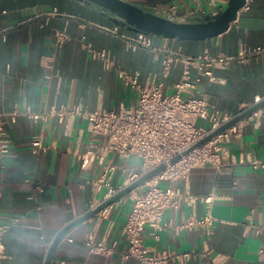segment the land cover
Returning <instances> with one entry per match:
<instances>
[{
  "label": "crops",
  "instance_id": "0c3cea01",
  "mask_svg": "<svg viewBox=\"0 0 264 264\" xmlns=\"http://www.w3.org/2000/svg\"><path fill=\"white\" fill-rule=\"evenodd\" d=\"M162 16L180 20L219 12L227 0H126ZM133 33L113 21L99 6L84 0H0V112L15 108L40 112L64 104L81 103L86 109L131 105L137 89L127 85L121 71L137 74L141 84L160 73L161 49L179 50L183 55H237L241 46L264 45V0H249L237 20L224 33L204 40L154 37L153 49L132 50L108 28ZM65 29L71 39L62 47L54 43V32ZM85 44L104 50L113 66L91 54ZM176 64L164 81L165 93L174 91L182 73ZM194 71V68L192 69ZM213 78L202 77L199 94L212 106L237 115L264 98V54L246 61H231L212 67ZM242 132L223 143L219 164L197 165L188 180L163 181V186L188 188L199 197L211 196L210 203L198 201L194 210L182 203L167 209L164 221L180 223L194 213L214 217L212 234L205 239L200 228L176 232L167 227L159 239L145 226L143 243L158 250L194 252L185 264H264V168H254L248 159H264V105L239 121ZM12 156L0 163V224L6 257L3 264H44L52 242L70 222L90 211L92 202L102 200L94 180L101 165L97 160L81 167L78 154L100 151L107 137H92L88 122L76 117L69 134L56 117L34 122L24 115L6 124ZM41 134L46 151L34 153L33 135ZM105 162L115 165L112 184L120 189L129 174L140 172V160L123 159L109 152ZM41 184L43 190L34 188ZM129 195L72 226L57 244L50 264H138L135 258L122 260L128 247L122 228L130 211ZM113 251L91 252L89 233ZM205 249L210 252L205 253ZM169 264H179L170 262Z\"/></svg>",
  "mask_w": 264,
  "mask_h": 264
},
{
  "label": "built area",
  "instance_id": "2783aa9c",
  "mask_svg": "<svg viewBox=\"0 0 264 264\" xmlns=\"http://www.w3.org/2000/svg\"><path fill=\"white\" fill-rule=\"evenodd\" d=\"M108 30L121 37L126 46L132 50L155 48L154 37L150 34L125 33L121 32L117 26ZM69 39L71 35L65 29L54 32V43L58 47H62ZM85 45L92 55L104 61L106 68L113 66L106 51H97L90 44ZM161 50L164 53L160 58V73H155L146 83L141 84L137 74L120 72L125 83L137 89L136 101L131 105L121 104L116 108L99 107L90 110L78 103L71 107L61 104L40 112L31 110L29 107L15 108L6 113L0 112V163L12 156L5 129L8 121L15 122L20 115L27 116L34 122L47 121L53 116L64 124L65 132L69 134L76 117L86 119L92 137H107V144L100 151L90 149L77 155L81 160L82 168H87L94 160L101 165L100 174L93 184L96 191H103L102 200L92 202L90 210L140 176L161 165L164 166L162 170L128 194L132 205L122 228V234L128 242V247L121 252L122 260L135 258L138 264H169L170 262L185 264L194 252H179L169 248L158 250L146 246L143 243L142 231L145 226L150 227L151 235L158 240L159 232L167 227L176 232L186 228H200L205 239L210 238L215 219L209 212L204 217H197L192 213L180 223L164 221L163 215L167 209H178L182 203H186L194 210L198 201L210 203L212 197H199L190 193L188 188L181 189L172 184L163 186L161 182H175L180 179L187 181L193 167L207 163L219 164L220 155L224 149L223 143L229 141L232 135L239 136L242 132L239 122L228 126L209 140L182 154L236 116L212 106L205 95L199 94L198 84L204 76L213 78L212 67L214 66L225 67L234 60L246 61L252 56L264 54V45L241 46L237 55L230 56H213L206 53L189 56L183 55L179 50L166 48ZM178 63L183 65L181 77L175 83L174 91L165 93V78ZM193 68L194 71H192ZM31 147L34 153L47 150L42 143L41 134L33 135ZM109 152H114L123 159L136 157L140 160V172L129 174L120 189L112 184L115 165L105 162ZM178 154L180 157L172 161ZM248 160L254 168H264V159L253 157ZM34 188L43 190L41 184H36ZM105 209L97 214H102ZM8 228V224H0V264H3L6 257L3 237ZM254 228L256 234H264V226L256 225ZM86 243L91 252L107 253L116 248V243L109 247L102 241L96 242L91 232L87 235ZM204 251V254L210 252L209 249ZM259 252L263 253L264 249H260Z\"/></svg>",
  "mask_w": 264,
  "mask_h": 264
},
{
  "label": "water",
  "instance_id": "95a60500",
  "mask_svg": "<svg viewBox=\"0 0 264 264\" xmlns=\"http://www.w3.org/2000/svg\"><path fill=\"white\" fill-rule=\"evenodd\" d=\"M89 3H93L102 8L106 13L112 16L113 21L118 24L127 26L134 32H143L157 37L176 38L183 40H204L218 36L227 31L232 22L237 20L240 11L247 5L249 0H227L226 5L219 12L206 15L204 17H194L185 20H180L176 16H162L153 11H148L141 6L130 3L126 0H84ZM264 105V98L254 103L250 107L244 109L241 113L237 114L231 121L225 123L221 127L217 128L182 154L193 149L197 145L209 140L218 132L227 128L228 126L235 124L243 118L249 116L256 110L260 109ZM180 154L176 155L172 161L177 160ZM163 165L149 171L148 173L140 176L130 184L121 188L115 195L109 199L101 202L97 207L90 210L88 213L68 223L55 237L51 244L46 261L44 264H50L54 250L62 239L64 234L75 224L84 221L101 210L105 209L109 205L113 204L117 200L128 195L133 189L139 187L150 177L163 169Z\"/></svg>",
  "mask_w": 264,
  "mask_h": 264
},
{
  "label": "trees",
  "instance_id": "16d2710c",
  "mask_svg": "<svg viewBox=\"0 0 264 264\" xmlns=\"http://www.w3.org/2000/svg\"><path fill=\"white\" fill-rule=\"evenodd\" d=\"M153 37H157V36H155V35H152Z\"/></svg>",
  "mask_w": 264,
  "mask_h": 264
}]
</instances>
